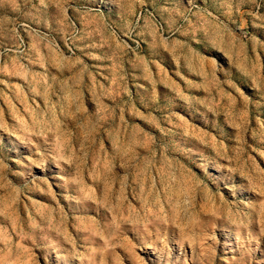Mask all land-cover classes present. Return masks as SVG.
<instances>
[{
  "label": "rangeland",
  "instance_id": "1",
  "mask_svg": "<svg viewBox=\"0 0 264 264\" xmlns=\"http://www.w3.org/2000/svg\"><path fill=\"white\" fill-rule=\"evenodd\" d=\"M0 264H264V0H0Z\"/></svg>",
  "mask_w": 264,
  "mask_h": 264
}]
</instances>
